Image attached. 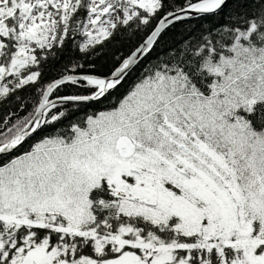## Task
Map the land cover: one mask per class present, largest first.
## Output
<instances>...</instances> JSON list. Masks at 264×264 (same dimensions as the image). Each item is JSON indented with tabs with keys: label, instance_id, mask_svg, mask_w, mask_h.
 I'll return each mask as SVG.
<instances>
[{
	"label": "snow or ice",
	"instance_id": "obj_1",
	"mask_svg": "<svg viewBox=\"0 0 264 264\" xmlns=\"http://www.w3.org/2000/svg\"><path fill=\"white\" fill-rule=\"evenodd\" d=\"M0 264H264V0H0Z\"/></svg>",
	"mask_w": 264,
	"mask_h": 264
},
{
	"label": "trees",
	"instance_id": "obj_2",
	"mask_svg": "<svg viewBox=\"0 0 264 264\" xmlns=\"http://www.w3.org/2000/svg\"><path fill=\"white\" fill-rule=\"evenodd\" d=\"M180 26H178V28H179ZM100 61H98V63H99ZM131 83V81H129V84ZM128 87V85L126 84L125 86H124V89H122L121 91H124V90H126V88Z\"/></svg>",
	"mask_w": 264,
	"mask_h": 264
}]
</instances>
